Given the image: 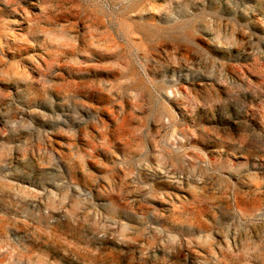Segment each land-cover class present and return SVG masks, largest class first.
<instances>
[{
    "label": "rangeland",
    "instance_id": "obj_1",
    "mask_svg": "<svg viewBox=\"0 0 264 264\" xmlns=\"http://www.w3.org/2000/svg\"><path fill=\"white\" fill-rule=\"evenodd\" d=\"M0 264H264V0H0Z\"/></svg>",
    "mask_w": 264,
    "mask_h": 264
}]
</instances>
